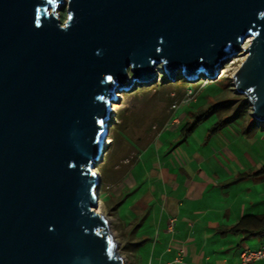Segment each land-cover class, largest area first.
Returning <instances> with one entry per match:
<instances>
[{"label":"water","instance_id":"95a60500","mask_svg":"<svg viewBox=\"0 0 264 264\" xmlns=\"http://www.w3.org/2000/svg\"><path fill=\"white\" fill-rule=\"evenodd\" d=\"M61 3L0 0V264H126L93 170L116 93L242 49L233 88L264 123V0H67L63 22Z\"/></svg>","mask_w":264,"mask_h":264},{"label":"crops","instance_id":"0c3cea01","mask_svg":"<svg viewBox=\"0 0 264 264\" xmlns=\"http://www.w3.org/2000/svg\"><path fill=\"white\" fill-rule=\"evenodd\" d=\"M188 115L193 116L164 117L153 150L148 142L131 155V146H125L112 166L109 198L136 238L130 240L136 243L130 264H238L242 249L264 244V234L224 232L245 214L264 213L254 210L256 188L239 184V172L223 170L218 152L191 145L180 149L186 139L163 135L167 128L180 130ZM162 135L170 144L166 151L158 145ZM262 260L252 264H264Z\"/></svg>","mask_w":264,"mask_h":264},{"label":"rangeland","instance_id":"374dc122","mask_svg":"<svg viewBox=\"0 0 264 264\" xmlns=\"http://www.w3.org/2000/svg\"><path fill=\"white\" fill-rule=\"evenodd\" d=\"M66 1L63 0V3L58 4L54 10L62 22L67 18ZM245 45L247 44H243L244 47ZM244 56L243 50L240 49L237 54L223 64V69L217 73L215 78L200 73L196 77L187 78L186 86L175 84L182 76L179 70L173 75L174 80L170 79L166 77L167 73L160 63L153 70L156 79H153L149 85H137L116 93L119 99L114 101L117 103H113L110 109L115 104L118 107L108 114L107 120L109 124L108 137L110 140L114 138V141L105 147L103 160L93 170H97L101 180L99 212L109 220V227L117 242L118 251L125 258L126 264H130L131 258H133V243L130 240L136 238L130 232V223L119 218L115 212L114 200L109 198L107 184L112 174V166L124 155L125 146H131L132 152H129L131 155L135 150H142V146L148 142H150L148 145H151L150 149L153 150L156 146L153 142L154 138L158 141L156 133L169 116L176 117L179 113L200 111L212 105L211 114L202 118L192 131L187 134L184 131L185 137H182L181 129L176 131L171 128H167L163 135H168L170 140L173 139L172 137H176V141L180 137L186 139V141L178 143L180 149L191 145L206 153L218 152V163L223 170L230 169L236 174L239 172V184H250L252 191L256 188L257 209L254 208V210L257 212L264 210V177L255 174L264 164V123L251 116V107L247 96L244 93L236 92L233 88L234 77L232 75ZM219 68L220 66L214 71L215 74ZM155 82L162 84L155 86L153 85ZM120 94L121 96H119ZM241 97L247 98V104L240 106L235 118L231 119L217 133L209 135L208 128L211 124L222 117L232 115L238 104V99ZM172 104L177 106L172 108ZM164 117L166 120L162 121ZM251 117L257 124L251 123ZM194 118V116L188 115L184 121L192 122ZM163 135L160 138L162 143H158V145L162 151H166V148H170V144L169 142L164 143ZM244 173H246L245 178H243Z\"/></svg>","mask_w":264,"mask_h":264},{"label":"trees","instance_id":"16d2710c","mask_svg":"<svg viewBox=\"0 0 264 264\" xmlns=\"http://www.w3.org/2000/svg\"><path fill=\"white\" fill-rule=\"evenodd\" d=\"M187 78L181 76L180 79L175 83L177 86H186L187 85ZM162 83L155 82L153 85L157 86ZM227 101V100H226ZM223 102V101H222ZM220 103V102H219ZM247 104V98H239L238 104L234 109V113L230 116L222 117L216 121H214L211 126L208 128V134L217 133L223 126H225L231 119L235 118V114L237 113L238 108L240 106ZM212 105L209 107H206L205 109H202L200 111L192 112L193 116L195 117L192 122H185L184 125L181 127V131L183 132L182 137L186 136V134L194 128V126L200 122L202 118L205 116L207 117L209 114H211L210 109ZM201 117V118H200ZM252 120L251 123L257 124L256 121L251 117ZM184 131H186V134L184 135ZM108 137V136H107ZM114 141V138L110 140V144ZM255 174L259 177H264V164H262L259 169L255 172ZM225 231H229L232 233H240L245 236H251V235H260L264 234V213L261 214H245L242 217H240L237 222L232 224L230 227L225 228ZM136 245V243H133V247Z\"/></svg>","mask_w":264,"mask_h":264},{"label":"built area","instance_id":"2783aa9c","mask_svg":"<svg viewBox=\"0 0 264 264\" xmlns=\"http://www.w3.org/2000/svg\"><path fill=\"white\" fill-rule=\"evenodd\" d=\"M176 104H172V108L176 107ZM264 259V244L257 247L256 249H250L245 247L239 254V263L238 264H252L255 261ZM174 261H179V259H174ZM147 264H153L150 261Z\"/></svg>","mask_w":264,"mask_h":264},{"label":"bare ground","instance_id":"6f19581e","mask_svg":"<svg viewBox=\"0 0 264 264\" xmlns=\"http://www.w3.org/2000/svg\"><path fill=\"white\" fill-rule=\"evenodd\" d=\"M250 38L248 37V40H249ZM119 96H121V94L119 95ZM114 103H117V102H114ZM117 105L115 104L114 106H113V108L111 109V111L110 112H112L113 110H116L117 109ZM106 143H110V138L109 137H107L106 138ZM95 172H97V170L95 169L94 170ZM98 173V172H97ZM99 174V173H98ZM99 201V200H98ZM100 208V203L98 202V204H97V207H96V212H99V209Z\"/></svg>","mask_w":264,"mask_h":264}]
</instances>
